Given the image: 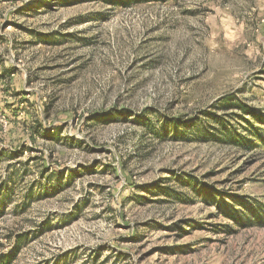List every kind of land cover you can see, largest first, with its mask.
<instances>
[{
	"label": "rangeland",
	"instance_id": "374dc122",
	"mask_svg": "<svg viewBox=\"0 0 264 264\" xmlns=\"http://www.w3.org/2000/svg\"><path fill=\"white\" fill-rule=\"evenodd\" d=\"M76 1L0 0V257L264 264L212 198L264 204V149L201 138L227 95L264 119V0Z\"/></svg>",
	"mask_w": 264,
	"mask_h": 264
},
{
	"label": "trees",
	"instance_id": "16d2710c",
	"mask_svg": "<svg viewBox=\"0 0 264 264\" xmlns=\"http://www.w3.org/2000/svg\"><path fill=\"white\" fill-rule=\"evenodd\" d=\"M51 4L58 2H65L64 5H69V0H48ZM109 2L110 0H103ZM152 1H165V0H118V4L124 7H129L135 4H144ZM75 2V0H74ZM80 2V0L76 1ZM9 75V72H8ZM8 75H1V78H7ZM215 113L209 114L202 113L207 118L208 127L201 134L202 140L205 142H213L219 144H226L233 147L236 151L244 154L252 153L257 154L258 151L264 149V119L253 115L252 110L237 99L233 95L222 97L216 105H214ZM255 120L251 123L250 119ZM237 121L241 124V131L233 129L230 123ZM206 199L208 196H203ZM216 209L223 212V214L240 229L248 227H264V204L257 199L243 198L238 199L233 196L227 197L231 208H224L225 202L221 203L212 197ZM48 229L50 226L47 227ZM13 256L5 259L0 257V264L3 261L11 262ZM6 260V261H5Z\"/></svg>",
	"mask_w": 264,
	"mask_h": 264
}]
</instances>
